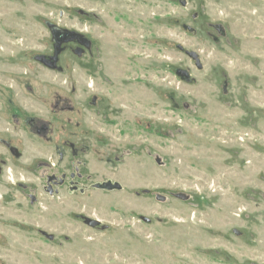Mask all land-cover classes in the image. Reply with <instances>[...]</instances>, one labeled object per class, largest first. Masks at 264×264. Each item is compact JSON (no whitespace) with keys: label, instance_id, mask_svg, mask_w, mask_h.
Returning a JSON list of instances; mask_svg holds the SVG:
<instances>
[{"label":"rangeland","instance_id":"rangeland-1","mask_svg":"<svg viewBox=\"0 0 264 264\" xmlns=\"http://www.w3.org/2000/svg\"><path fill=\"white\" fill-rule=\"evenodd\" d=\"M0 264H264V0H0Z\"/></svg>","mask_w":264,"mask_h":264},{"label":"water","instance_id":"water-1","mask_svg":"<svg viewBox=\"0 0 264 264\" xmlns=\"http://www.w3.org/2000/svg\"><path fill=\"white\" fill-rule=\"evenodd\" d=\"M192 56H196V53L195 52H191L190 53ZM88 222L92 225H97L99 224V221L98 220H94V219H89Z\"/></svg>","mask_w":264,"mask_h":264}]
</instances>
